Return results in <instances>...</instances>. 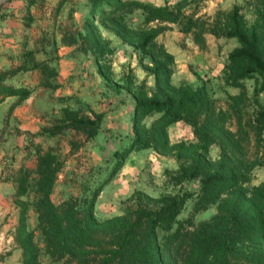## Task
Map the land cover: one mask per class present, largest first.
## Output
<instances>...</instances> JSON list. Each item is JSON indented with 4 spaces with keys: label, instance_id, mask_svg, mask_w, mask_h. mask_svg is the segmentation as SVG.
<instances>
[{
    "label": "trees",
    "instance_id": "trees-1",
    "mask_svg": "<svg viewBox=\"0 0 264 264\" xmlns=\"http://www.w3.org/2000/svg\"><path fill=\"white\" fill-rule=\"evenodd\" d=\"M203 0H176L155 5L139 0H88L89 13L83 22L84 39L97 51L98 63L108 41L94 27L98 22L122 44L130 47L141 69L152 78L132 87L126 80L133 106L128 150H152L176 162L174 181H198L195 193L164 194L153 199L136 193L135 205L122 215L102 221L93 217L96 188L77 203L54 205L49 200L53 178L41 169L40 199L36 204L38 225L47 253L69 256L84 262L95 242L94 258L86 264H264V182L249 185L254 168H264V0H243L228 11L212 16L186 13ZM133 12L140 22L128 23ZM247 15L249 17H247ZM161 24L175 25L192 43L205 49V36L233 39L222 69V89L234 88L226 109L217 106L210 81L192 86L171 83L173 56L156 41ZM105 84L117 88L98 65ZM251 82V94L245 92ZM27 98L24 92L19 101ZM154 117L145 124L147 118ZM233 127L228 126L229 120ZM182 123L189 126L194 142L170 143L166 129ZM87 139L98 130V118L73 117L67 125ZM218 148L215 159L210 147ZM118 160L122 154H117ZM47 165V164H46ZM192 199L187 218L177 219L185 202ZM215 206V213L192 227L193 216ZM21 213L19 245L22 264H39L32 234L25 231Z\"/></svg>",
    "mask_w": 264,
    "mask_h": 264
},
{
    "label": "rangeland",
    "instance_id": "rangeland-1",
    "mask_svg": "<svg viewBox=\"0 0 264 264\" xmlns=\"http://www.w3.org/2000/svg\"><path fill=\"white\" fill-rule=\"evenodd\" d=\"M139 1L162 5L176 0ZM242 1L203 0L185 11L208 17L242 5ZM88 13V0H0V264H22V212L39 264H86L94 258L95 242L84 262L47 253L36 212L41 169L49 174L53 170L49 200L57 206L80 202L99 188L93 204L97 221L122 215L135 205L136 193L155 199L197 191L196 180L174 181L177 166L173 157L150 149L128 150L133 100L124 82L130 80L136 87L145 81L151 87L152 78L141 69L133 50L98 22L94 27L108 45L95 62L98 53L83 37ZM127 18L131 25L140 22L139 12ZM161 25L165 29L156 41L166 44L176 61L171 83L197 86L200 80L210 81L207 87L213 90L218 108L225 110L224 91L238 93L237 89H222L221 81L235 41L213 37L199 50L190 35H183L175 25ZM182 55L188 59L182 64L183 72L178 63ZM98 65L117 88L105 84ZM24 92L27 98L16 104ZM245 92L251 94L250 81ZM73 117L98 118L97 134L87 139L81 131L69 128ZM153 118H147L145 124ZM228 126L233 127L231 119ZM166 132L170 143L194 142L191 128L182 123L169 126ZM217 155L218 148L212 145L208 156L213 160ZM260 182H264L263 167L252 170L249 185ZM191 205L192 199L187 200L177 219L187 218ZM214 213L215 206H211L194 215L192 227Z\"/></svg>",
    "mask_w": 264,
    "mask_h": 264
},
{
    "label": "crops",
    "instance_id": "crops-1",
    "mask_svg": "<svg viewBox=\"0 0 264 264\" xmlns=\"http://www.w3.org/2000/svg\"><path fill=\"white\" fill-rule=\"evenodd\" d=\"M210 38H212L213 39V37L212 36H210V35H206L205 36V40H209ZM211 39V40H212ZM229 40H233V39H229ZM163 46L165 47V49L167 50V45L166 44H163ZM168 51V50H167ZM169 52V51H168ZM172 56L174 55L172 52H169ZM173 58H175L174 56H173ZM174 62H176L175 61V59H174ZM188 62V59H186V57H185V55H182L181 56V59H178V63L179 64H181V68H180V71L181 72H183V70H184V66L182 65L183 63H187ZM200 63H202V62H200ZM209 64H210V62H208L207 63V66H209ZM205 68H207V67H205ZM174 72V71H173ZM174 74V73H173ZM173 74H172V76H173ZM171 76V77H172ZM230 89H234V88H230ZM227 93H229L228 91H227ZM230 94V93H229ZM230 95H234V94H230Z\"/></svg>",
    "mask_w": 264,
    "mask_h": 264
}]
</instances>
